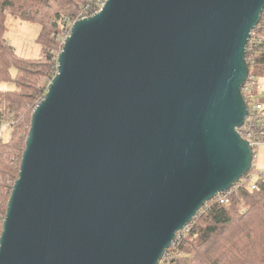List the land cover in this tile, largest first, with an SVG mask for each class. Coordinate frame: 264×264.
<instances>
[{
  "label": "water",
  "instance_id": "obj_1",
  "mask_svg": "<svg viewBox=\"0 0 264 264\" xmlns=\"http://www.w3.org/2000/svg\"><path fill=\"white\" fill-rule=\"evenodd\" d=\"M264 0H106L30 115L0 264H159L253 152L245 47Z\"/></svg>",
  "mask_w": 264,
  "mask_h": 264
},
{
  "label": "trees",
  "instance_id": "obj_2",
  "mask_svg": "<svg viewBox=\"0 0 264 264\" xmlns=\"http://www.w3.org/2000/svg\"><path fill=\"white\" fill-rule=\"evenodd\" d=\"M94 0H0V124H8L0 144V234L11 188L17 179L32 110L43 98L62 35L59 17L85 9ZM77 11V12H78ZM40 26L42 55L19 57L7 43L6 17ZM255 172L253 168L250 173ZM254 189L237 190L228 204L208 201L176 234L159 264H264V174Z\"/></svg>",
  "mask_w": 264,
  "mask_h": 264
},
{
  "label": "built area",
  "instance_id": "obj_3",
  "mask_svg": "<svg viewBox=\"0 0 264 264\" xmlns=\"http://www.w3.org/2000/svg\"><path fill=\"white\" fill-rule=\"evenodd\" d=\"M105 2L106 0H94L92 5L86 6L85 9L79 10L76 13L75 18H64L62 20V24L66 28L64 32L65 35H63L61 38L62 46L64 44L65 39L69 36L72 25L79 20H83L98 13ZM59 52L55 53V60L51 68L52 71L49 77L47 78L46 86L51 82V79L56 74V57ZM245 60L248 74L246 80L241 86V95L246 104L247 114L244 118L242 126L237 130V132L240 138L249 144V147L253 152L258 147L264 146V81L258 80L255 75L250 73V70L252 68L264 67V10L261 14L258 25L249 34V38L245 47ZM7 127L8 124H0V144L2 143L3 135ZM251 168H253V164ZM253 173L255 172L250 173L249 171L240 180H238L229 190L218 194L211 201H214L220 205H225L228 204L229 197L236 193L237 190H242L246 188L254 189L255 181L252 184L248 183ZM186 227H184L183 230L186 231Z\"/></svg>",
  "mask_w": 264,
  "mask_h": 264
},
{
  "label": "rangeland",
  "instance_id": "obj_4",
  "mask_svg": "<svg viewBox=\"0 0 264 264\" xmlns=\"http://www.w3.org/2000/svg\"><path fill=\"white\" fill-rule=\"evenodd\" d=\"M78 10H73L69 12H64L59 17V22L61 23L62 35L59 38H56L59 42L60 48L58 52L61 50L62 43L61 38L65 32V27L62 24V20L64 18L73 19L76 16ZM6 27L7 30L5 32V39L7 43L14 49L15 53L22 58L25 59H37L42 55L43 48L37 42L38 35L40 33V26L35 23H29L25 21H21L15 19L11 16L6 17ZM52 68V67H51ZM52 71V69H51ZM250 73L255 75L258 80L264 81V67L262 68H252ZM50 74V73H49ZM12 88L9 84H2L0 89L10 90ZM46 90V87H45ZM5 134L3 135V138ZM254 160H253V168L255 173H253L252 177L249 180V184H252L258 177V174H264V146L258 147L253 151Z\"/></svg>",
  "mask_w": 264,
  "mask_h": 264
}]
</instances>
